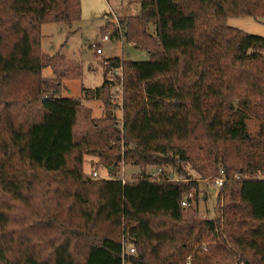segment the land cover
Listing matches in <instances>:
<instances>
[{
    "label": "trees",
    "instance_id": "trees-1",
    "mask_svg": "<svg viewBox=\"0 0 264 264\" xmlns=\"http://www.w3.org/2000/svg\"><path fill=\"white\" fill-rule=\"evenodd\" d=\"M138 3V15L120 24L149 61H102L122 67L118 120L107 96L119 75L83 88L81 99L62 98L53 79L79 66L40 51L41 26L78 22L79 2L0 0V264H264V38L226 24L264 17V0ZM47 67L53 79L40 78ZM25 77L34 86L28 107L9 98ZM91 99L103 100L105 111L76 133L81 102ZM251 118L254 138L246 130ZM85 155L101 158L109 173L120 163L139 173L88 178ZM148 167L161 173L150 177ZM222 176L220 215L198 218L199 183ZM45 177L57 206L71 200L85 231L72 229L73 243L67 238L44 257L39 234H16L7 212L10 202L27 203L35 188L48 187Z\"/></svg>",
    "mask_w": 264,
    "mask_h": 264
},
{
    "label": "rangeland",
    "instance_id": "rangeland-1",
    "mask_svg": "<svg viewBox=\"0 0 264 264\" xmlns=\"http://www.w3.org/2000/svg\"><path fill=\"white\" fill-rule=\"evenodd\" d=\"M77 1L80 5V20L78 22L72 23L70 26L60 23H45L40 28V51L43 55H61L64 61L68 63L67 68L79 66L78 69L74 68V73L69 74V69H66L63 71L66 74L65 76L55 79H53L54 75L51 68L47 67L41 71L40 78L53 79V83L58 82V95L62 98L75 100L82 98L81 91L83 88L95 89L102 84L103 78L106 75L108 76V73L102 68L103 60L119 58L125 62L149 61V54L145 50L135 47L125 39L127 28L120 24V21L125 20L126 17L138 15V0ZM226 24L242 33L264 38V17H230L226 19ZM116 26H119L122 30V34L119 36L115 33ZM108 34L111 35V39L105 42L102 41V37ZM93 44H96L98 48L100 47L102 55L95 54L91 48ZM69 63H74V65ZM31 82H33L31 77L20 79L14 85L15 89L9 96L10 100L14 99L12 102L28 107V101L33 99L34 94V86H30ZM31 87H33V90ZM114 88V85L110 86L107 96L109 105L113 108L118 105L110 98ZM104 111L103 100L82 101L75 132H80L87 126L86 118L92 117V119L98 120L102 117ZM114 113L116 119L120 120V109L116 108ZM246 130L250 137L254 138L258 133V122L253 118L247 119ZM234 146V143H229L227 151L234 149ZM101 160L95 155H85L82 166L84 175L93 178L92 174L96 173L95 179H109L112 174L116 173V177H121L126 181L132 175L139 173L137 167L123 163H120L118 170L115 169V172L109 173L102 166ZM232 161L237 162V164L242 163L236 158ZM154 171L155 169L152 167L146 168V172L150 174ZM42 183L48 187L35 188L32 198L27 203L10 202L7 214L10 224L17 230L16 234L20 233L22 237L39 234L38 238L42 239V243L38 244V250L45 257V254L49 255L56 247L63 245L67 238H71L73 243V236L76 235L73 230L79 233L85 231V227L82 228L84 221L79 218L77 212L75 214L71 213L73 205L71 200L63 201L61 206H57V195L53 194V188L51 187L52 178L45 177ZM217 199L218 190L212 187V182H200L196 200L198 218L206 220L217 218L220 215V204H218ZM45 230L48 232H44ZM113 231L109 226L104 227L105 234L118 236V232L113 234ZM42 232L44 233L42 234ZM112 237L116 238L115 236ZM122 241L126 242L124 239ZM125 242L123 243L126 248L125 251L128 254H134L130 251L132 246L126 245ZM76 246H74V249H76ZM132 252H135V250Z\"/></svg>",
    "mask_w": 264,
    "mask_h": 264
},
{
    "label": "built area",
    "instance_id": "built-area-1",
    "mask_svg": "<svg viewBox=\"0 0 264 264\" xmlns=\"http://www.w3.org/2000/svg\"><path fill=\"white\" fill-rule=\"evenodd\" d=\"M111 13L112 10L110 9ZM115 33L119 36L122 34V30L119 26H116L115 29ZM111 39V35H105L104 37H102V41H109ZM115 39V38H114ZM117 39V38H116ZM99 46V45H98ZM91 48L94 50L96 55H101L102 51L100 49V47L98 48L96 44L91 45ZM105 72L109 73V74H114V75H119V82L118 84H116L113 89V92L110 95V98L112 99V101L117 102L118 105H116L119 109L121 108L122 105V100H123V78H122V67L119 66L118 68H113L109 65H107L106 63H103V67H102ZM119 101V102H118ZM161 173L160 170H155L153 173L150 174V177H155L158 176ZM222 172H220L221 174ZM93 177H96V173L92 174ZM225 181L224 176L215 179L212 182V187L216 188L218 191L222 188L223 182ZM192 195L188 194L184 200L181 202V206L183 208H187L189 206L188 204V199H191ZM131 252L133 251L132 249L130 250Z\"/></svg>",
    "mask_w": 264,
    "mask_h": 264
},
{
    "label": "crops",
    "instance_id": "crops-1",
    "mask_svg": "<svg viewBox=\"0 0 264 264\" xmlns=\"http://www.w3.org/2000/svg\"><path fill=\"white\" fill-rule=\"evenodd\" d=\"M106 18H107V16H106ZM102 55V54H101Z\"/></svg>",
    "mask_w": 264,
    "mask_h": 264
}]
</instances>
